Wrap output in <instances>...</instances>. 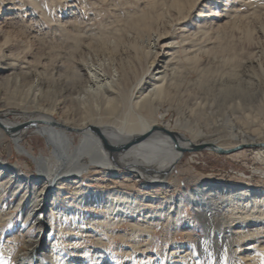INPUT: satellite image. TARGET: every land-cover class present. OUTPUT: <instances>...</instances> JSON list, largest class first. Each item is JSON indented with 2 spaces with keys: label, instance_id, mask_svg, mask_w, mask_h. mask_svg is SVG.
I'll list each match as a JSON object with an SVG mask.
<instances>
[{
  "label": "rangeland",
  "instance_id": "rangeland-1",
  "mask_svg": "<svg viewBox=\"0 0 264 264\" xmlns=\"http://www.w3.org/2000/svg\"><path fill=\"white\" fill-rule=\"evenodd\" d=\"M165 1L163 8L167 12L164 17L166 22L164 21L160 30L166 32V35L159 42V47L161 51H164L162 50L164 43L174 41L177 45L178 59L181 61L178 64L183 69L176 63L173 69L180 73L190 71L186 82L188 84L190 80L197 79V74L192 71V65L195 66L193 60L197 56L200 60L199 65L207 66L205 77L209 86L202 88V84L198 87V96L205 97L204 99L211 103L215 102L213 99L215 97L220 103L228 92L238 97H242L243 94V98L246 96L247 104L257 106L252 113L256 123L264 124V109H262L264 107V0H191L193 4L196 1L197 3L193 5L189 15L182 20L180 14H177L178 11H174L175 8L171 6L175 0ZM155 2L156 0H46L50 13V19H46L42 10L32 2L4 0L0 4V43L4 41V34H9L15 43L10 46L8 53L19 54V61L23 66L25 65V68L42 70V72L48 71L53 63L70 65L76 58L78 59V54L99 63L104 58L103 54H99L98 57L95 54L100 52L93 49L94 46L99 47L101 41L98 38L101 39V36H106L108 41L113 39L112 35H107L106 32L114 29L116 12L119 14V10L125 12L128 9H142ZM191 5L192 3L187 5L184 12ZM226 11L232 14L228 16ZM200 25H204L207 33L204 34L201 31L202 28L197 29ZM72 31L82 35H80L82 46L80 48L85 51L79 48L75 57L73 40L67 35V33L73 34ZM102 31L104 32L101 33ZM125 36L127 40L133 38L129 33ZM89 44L90 47H88ZM120 46L118 56L120 53L135 56L132 50L126 52L124 44ZM120 48H123L121 52ZM252 52L255 53L253 64L248 59ZM233 55L237 57L235 61ZM204 58L211 62L206 64ZM10 61L6 58L2 60V63L6 64ZM133 63L136 64L133 70L136 75H139L140 65L136 61ZM7 93L12 95V91H6L0 85V98H6ZM226 104L222 111L224 116L220 118L230 119L234 112L229 109L230 103ZM11 108L21 111L18 106ZM159 111L160 114H164V117L159 119L156 125L165 126L167 121L175 123L178 117L176 107H170L169 103H164ZM242 111H239V114ZM243 113L248 114V111ZM9 117L22 123L29 120V115L23 113H10ZM198 121L201 124L211 123L203 119ZM172 130L183 132L190 137L184 129ZM32 131L26 134L20 143L36 156L50 155L53 147L47 144V135ZM70 132L78 143L80 139L78 133ZM10 136L11 134L6 132L5 137L0 139V163L9 164L15 169L13 182L0 199V264H15L17 254L26 251L38 235V227L33 224V219L31 217L26 219L24 204L18 208L14 207L20 197L19 192L15 190L18 179L19 177L31 179L38 175L36 162L31 156L19 153L16 149V141ZM259 148H244L230 154H220L207 149L187 152L173 167L169 184L163 187L154 184L156 186L151 188L145 180L140 181L136 174L119 170L121 174L119 177L101 167H96L94 173L91 171L93 174L84 172L82 185L62 182V188L56 196L58 214L72 208H80L87 214L61 217V220L55 213L52 214L53 231L47 224L43 234L46 236L52 233L49 243L53 259L50 260L41 255L42 262L44 264H244L241 256L250 253L247 249L250 244L244 245L250 240H256L251 245L258 246L259 251L263 250L264 253V217H259L261 210L252 214L239 211L238 214L230 215L225 211L223 201L214 198L210 200L208 220L206 218L203 220L195 205L188 202L186 194L191 193L206 181L220 186L244 185L264 190V160L257 155ZM0 170L7 179L10 171L2 166ZM108 191H126L133 196L146 192L147 197L140 200L137 209L130 208L126 219L121 218V210L118 209L114 223L110 224L104 205L97 207L79 202L81 194ZM180 194L185 195V204L180 209L176 225L173 218L164 217L160 222L156 221L157 223L144 227L146 224L143 223V215L147 210L161 207L167 209L170 198L172 196L178 198ZM30 195L31 193L27 197L29 198ZM148 197H156L157 201L147 205ZM176 208L177 202L174 205L175 210ZM43 213L47 219L50 213L48 205ZM92 214L103 217V220L91 218ZM208 221H211V232L207 231L208 225L205 224ZM47 228L48 231L45 233ZM209 232L211 234H208ZM241 232L248 234V241L241 240Z\"/></svg>",
  "mask_w": 264,
  "mask_h": 264
},
{
  "label": "bare ground",
  "instance_id": "bare-ground-1",
  "mask_svg": "<svg viewBox=\"0 0 264 264\" xmlns=\"http://www.w3.org/2000/svg\"><path fill=\"white\" fill-rule=\"evenodd\" d=\"M3 1L0 0V4ZM27 1L34 3L37 8L39 7L42 10L44 17L50 19L46 0ZM169 3L171 4V2ZM190 3L192 5L184 12ZM195 3L197 1L193 4L191 0H175L171 6L175 8L174 11L179 12L177 14H180L182 20L189 15ZM163 4H166L165 0H156L154 4L152 3V5L150 4L142 9H128L125 12L117 10L119 14L116 12V17L114 16L115 27L111 32H106L107 35L111 34L113 39L108 41L106 36H101V39L98 38L101 42L97 41L99 47L94 46L93 51L100 52L95 55L99 57V54H103L104 57L99 63H95L91 59L88 60V57L85 59L78 54V59H73L74 61L70 65L53 63L49 70L44 72L29 69V67L27 69L19 61V54L8 53L10 46L15 41L10 38L9 34H4V41L0 43V85L6 91H12V95L7 93L6 98H0V139L5 137L6 132L11 134L13 140L17 143V151L31 156L36 162L38 170V175L31 179L19 177L15 189L19 192L20 197L14 207L18 208L24 204L26 219L31 217L33 224L38 227L35 242L30 244L26 251L17 254L15 264H44L41 255L50 260L53 259L52 248L49 243L52 233L46 236L43 234L45 225L49 224L51 227L53 213L56 214L58 219L77 214H87L86 211L80 208L68 209L62 214H58L56 196L62 188V182H68L70 185H82L84 172L86 174L91 171L94 173L96 167H101L107 172L112 171L115 176L119 177L121 176L119 170L136 174L140 181L145 180L149 185L148 187L151 188L156 186L154 184L161 187L169 184L171 171L178 160L181 159V155L173 148L168 138L155 136L132 147L125 153L111 156L103 147L101 140L93 133L92 128L98 127L109 141H125L150 130L156 125L159 119L164 117V114H160V107L164 103H169L170 107L177 108L178 117L174 124L170 121L165 122L166 128L186 130L190 134L191 140L197 144L212 143L220 147L248 144L250 147H260L257 150V155L264 160V124L256 123L254 115H252L257 106L254 107L251 103L247 104L245 101L246 96L243 98V94L242 97H238L228 92L220 103L216 101L215 97L213 98L215 102L211 103L207 99L205 100V97L198 96V87H201L202 84V88L209 87L205 77L207 66L199 65L200 60L195 56L196 59L193 58L195 66L188 63L192 65V71L197 74V79L190 80L189 83L191 84H186L190 71L180 73L173 69L175 63L180 64L181 62L178 59L179 54L175 42L164 43L162 50L166 51H161L159 42L165 37L166 32H162L160 28L162 29L166 20H164L165 13L167 14ZM226 13L228 16L232 14L230 11H226ZM199 28H202L201 31L204 34L207 33L204 25L197 27V29ZM77 31L79 33V29ZM78 33L76 32L74 35L67 33L68 37L73 40L74 57L81 46V34ZM126 33L132 34L133 38L127 40L125 38ZM204 34L202 33V35ZM90 43L92 44V41ZM93 43L95 45L94 41ZM122 44H124V49H127L126 52L132 50L135 52V56L121 54L123 48H120V55L118 56V49ZM88 47H90V44ZM254 54L252 52L248 57L251 64L254 62ZM6 58L11 61L6 64L2 63V60ZM236 58V55H233L234 61ZM206 59H203L206 64L211 62ZM135 61L141 68L139 75H136L135 70H133V66L136 65L133 63ZM226 103H230L229 109L234 112L230 119L228 117L220 118L224 116L222 111L225 109ZM12 106L20 107L21 111L14 110L11 108ZM258 109L260 110V108ZM239 111H242V113L239 114ZM244 111H248V114H244ZM14 112L29 115V120L25 123L12 120L9 114ZM198 119L210 121L211 123L204 122V124H201ZM71 129L78 130L80 137L78 143L75 142L74 136L70 132ZM31 130L37 134L47 135V144L53 147L50 155L40 154L36 156L20 143ZM1 166L8 169L10 174L5 179L6 175L3 176L2 170H0V199L15 176L13 166L0 163V168ZM126 167H129V169L127 170ZM92 172L91 174H93ZM30 193L31 195L28 198L27 196ZM145 193H141L139 196H133L126 191L81 194L79 202L97 207L104 205L110 224H113L118 209L121 210V218L126 219L130 208L137 209L140 200L147 197ZM178 196V198L174 196L170 198V205L167 209L161 207L143 213V223L146 224L144 227L154 222L157 223L156 221L160 222L164 217L173 218L176 225L180 209L185 204V195L180 194ZM186 197L189 203L195 205L203 220L209 217L210 200L214 198L223 201L225 211L230 215L238 214L239 211L252 214V212L261 210L259 217H264V190L256 187L244 185L220 186L206 181L192 190L191 193H187ZM156 199V197H148L147 205L155 203ZM25 201L27 202L25 203ZM176 202L177 208L175 210L174 205ZM46 205L50 209L47 219L43 213ZM91 218L98 221L103 220V217L96 214H92ZM136 218L133 217V219ZM205 224L208 225L207 231L210 230L211 232V221ZM210 232L208 234H211ZM240 237L241 240H247L249 236L248 234H242ZM255 241L250 240L244 244H250L247 247L250 253L241 256L244 264H264L263 250L259 251L258 246L251 245Z\"/></svg>",
  "mask_w": 264,
  "mask_h": 264
},
{
  "label": "water",
  "instance_id": "water-1",
  "mask_svg": "<svg viewBox=\"0 0 264 264\" xmlns=\"http://www.w3.org/2000/svg\"><path fill=\"white\" fill-rule=\"evenodd\" d=\"M93 133L101 140L103 147L107 152L112 156H117L119 153H125L132 147L150 139L154 138L155 136H165L170 140L173 145V148L180 153L181 157H184L185 153L187 152H195V151H202V150H212L220 154H230L236 151H239L244 148H249L250 145L248 144H240L234 147H220L216 146L212 143H202L197 144L194 143L190 137L187 135L180 133L178 131L170 130L162 125H154L150 130L135 135L128 140L121 141V142H112L101 132L98 127L92 128ZM70 131H75L78 133L77 129H71ZM127 170L129 167H126ZM48 228L46 229V232Z\"/></svg>",
  "mask_w": 264,
  "mask_h": 264
}]
</instances>
